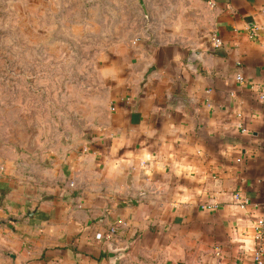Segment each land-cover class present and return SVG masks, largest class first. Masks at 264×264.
<instances>
[{
    "label": "crops",
    "instance_id": "obj_1",
    "mask_svg": "<svg viewBox=\"0 0 264 264\" xmlns=\"http://www.w3.org/2000/svg\"><path fill=\"white\" fill-rule=\"evenodd\" d=\"M144 2L142 26L101 55L105 100L47 139L42 163H12L0 264H253L264 0Z\"/></svg>",
    "mask_w": 264,
    "mask_h": 264
},
{
    "label": "rangeland",
    "instance_id": "obj_2",
    "mask_svg": "<svg viewBox=\"0 0 264 264\" xmlns=\"http://www.w3.org/2000/svg\"><path fill=\"white\" fill-rule=\"evenodd\" d=\"M139 5V0H0V196L4 202L9 193L7 184L1 186L9 181L12 163L24 172L30 167L26 155L31 161L34 153L42 163L47 139L70 132L75 113L82 117L89 113V103L105 100L100 89L106 70L101 55L142 26ZM4 202L0 211L7 207Z\"/></svg>",
    "mask_w": 264,
    "mask_h": 264
},
{
    "label": "built area",
    "instance_id": "obj_3",
    "mask_svg": "<svg viewBox=\"0 0 264 264\" xmlns=\"http://www.w3.org/2000/svg\"><path fill=\"white\" fill-rule=\"evenodd\" d=\"M214 3L215 0H210V4L212 6L214 5ZM214 44L216 47H219L222 44L221 38L219 37L214 38ZM237 79L238 81L241 82L243 80L242 75L238 74ZM253 88H256L258 90L257 91L258 100L264 101V87L261 85H254ZM240 126H242L244 131L246 130L243 125ZM234 200L237 203V206H239L240 209L242 210H247L249 205H251L250 199L247 196L243 195L241 192H237L234 195ZM261 204L264 205V194L262 195ZM207 208L212 209L215 207L209 206ZM254 229H255L254 240L256 245L251 254V259L253 261V264H264V220L263 219L257 220L254 225Z\"/></svg>",
    "mask_w": 264,
    "mask_h": 264
},
{
    "label": "water",
    "instance_id": "obj_4",
    "mask_svg": "<svg viewBox=\"0 0 264 264\" xmlns=\"http://www.w3.org/2000/svg\"><path fill=\"white\" fill-rule=\"evenodd\" d=\"M139 2H140V5L142 6V9L144 10V11H146L145 10V2H144V0H139ZM154 70H155V68H154V66H150L148 69H147V76L148 75H150L151 73H153L154 72ZM110 255L113 257V258H117V257H120L124 252H125V250H112V249H110Z\"/></svg>",
    "mask_w": 264,
    "mask_h": 264
}]
</instances>
